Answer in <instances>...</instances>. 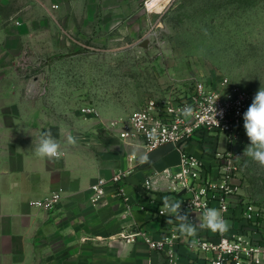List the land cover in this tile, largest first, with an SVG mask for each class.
<instances>
[{
  "label": "rangeland",
  "instance_id": "374dc122",
  "mask_svg": "<svg viewBox=\"0 0 264 264\" xmlns=\"http://www.w3.org/2000/svg\"><path fill=\"white\" fill-rule=\"evenodd\" d=\"M38 1L0 0V62L17 73L29 96L58 117H92L106 127L149 98L185 97L198 84L264 87V0H174L154 14L141 0L139 22L124 28L113 22L103 36L86 27V6L76 5L79 0H46L50 7L59 3L52 5V15L63 16L47 25L36 19ZM65 16L72 20L63 21ZM12 26L56 30L50 39L57 51H38L37 39L29 43L32 51L25 43L13 50L4 37ZM89 109L94 113H85ZM214 139L206 141L214 145ZM248 144L245 130L239 140L226 142L228 151L239 155L238 197L264 208V167L243 155Z\"/></svg>",
  "mask_w": 264,
  "mask_h": 264
},
{
  "label": "crops",
  "instance_id": "0c3cea01",
  "mask_svg": "<svg viewBox=\"0 0 264 264\" xmlns=\"http://www.w3.org/2000/svg\"><path fill=\"white\" fill-rule=\"evenodd\" d=\"M54 4L59 3L54 1L51 7ZM77 4L86 6V27L91 25L93 33L100 36L113 22L123 24L122 28L125 23L139 22L138 14L143 12L141 0H79ZM37 6L36 19L42 25L63 17L52 15L46 0L38 1ZM69 16L63 21L72 20ZM4 33L13 50L25 48L24 43L27 47L35 39L42 53L53 54L58 49L50 39L58 35L56 30L34 32L12 26ZM29 47L30 51L35 49ZM9 68L0 62V264H169L164 254L149 251L141 240L129 245L116 236L123 230L144 228L159 239L174 227L167 223L168 218L157 216L158 207L163 205L158 192L144 189L143 182L153 169L141 168L147 154L140 144L122 141L92 117L80 115L78 121L71 113L61 118L47 112L24 91L20 77ZM45 130L62 144L64 155L59 160L41 159L35 154ZM68 135L78 138L75 146L67 144ZM206 140L191 141L186 150L210 163L212 152L226 148V139L217 136L214 145ZM132 155L137 157L138 169L123 184L131 214L125 213L124 204L112 193L93 204L91 185L99 177L109 179L128 168ZM56 192L63 200L52 212L29 205ZM206 232L209 238H216V233ZM188 239L184 236L178 245L179 264H189Z\"/></svg>",
  "mask_w": 264,
  "mask_h": 264
},
{
  "label": "built area",
  "instance_id": "2783aa9c",
  "mask_svg": "<svg viewBox=\"0 0 264 264\" xmlns=\"http://www.w3.org/2000/svg\"><path fill=\"white\" fill-rule=\"evenodd\" d=\"M174 0H144L143 7L148 14L159 13ZM257 91L230 86L227 81L216 89L198 84L188 96L176 98L165 95L149 98L129 116L106 125L108 133L124 142L140 144L146 154L163 146L173 144L182 154L181 165L166 169L162 173L154 168L143 182L147 192L156 191L161 196L181 201V214H187L189 221L197 225V248L189 246V264H264V208L243 200L237 179L239 156L235 151L216 150L211 153L210 163L190 154L186 146L191 141L223 136L227 143L239 140L244 133L243 113L251 104ZM191 105L190 117L180 115V109ZM216 115H215V110ZM92 114L94 110H84ZM218 121V125L216 120ZM136 155L129 157L130 166L120 170L111 178L99 177L91 185L93 204L102 202L109 193L119 199L130 215L132 205L126 193L124 181L137 169ZM63 200L61 193L29 202L32 208L52 212ZM219 209L229 222L226 233L216 232V238L207 236V229L199 223L207 208ZM163 213V215L161 214ZM157 216L169 219L167 210L158 207ZM235 221L237 227H235ZM171 230L156 239L144 228L121 231L116 236L126 244L134 245L141 240L149 251L164 254L169 264H179V243L184 236L178 231L177 222Z\"/></svg>",
  "mask_w": 264,
  "mask_h": 264
},
{
  "label": "clouds",
  "instance_id": "9594fccd",
  "mask_svg": "<svg viewBox=\"0 0 264 264\" xmlns=\"http://www.w3.org/2000/svg\"><path fill=\"white\" fill-rule=\"evenodd\" d=\"M193 111L194 109L191 105H185L180 109V115L187 118L193 114ZM216 123L218 125L217 120ZM243 127L249 140V144L244 149L243 155L264 167V87L262 86L256 92L247 110L243 113ZM66 142L69 145L75 146L78 143V138L68 135ZM34 151L39 158L50 161L59 160L64 155L61 142L53 137L50 130L41 132L39 142L35 146ZM163 207L169 214L167 223L177 222L178 231L187 237H192L189 241V246L197 248L199 246V241L196 239L197 225L189 221L187 214H181V201L164 197ZM161 214L163 215V213ZM199 227L214 233L219 232L223 234L229 230L230 224L219 209L212 207L204 211Z\"/></svg>",
  "mask_w": 264,
  "mask_h": 264
},
{
  "label": "water",
  "instance_id": "95a60500",
  "mask_svg": "<svg viewBox=\"0 0 264 264\" xmlns=\"http://www.w3.org/2000/svg\"><path fill=\"white\" fill-rule=\"evenodd\" d=\"M181 158V152L173 144H169L147 154L141 168L152 167L162 173L166 169L179 167Z\"/></svg>",
  "mask_w": 264,
  "mask_h": 264
}]
</instances>
